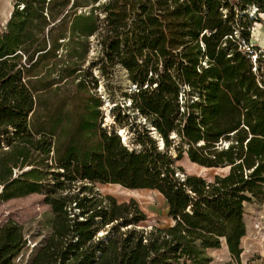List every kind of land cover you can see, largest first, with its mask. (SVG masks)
<instances>
[{
  "label": "trees",
  "instance_id": "1",
  "mask_svg": "<svg viewBox=\"0 0 264 264\" xmlns=\"http://www.w3.org/2000/svg\"><path fill=\"white\" fill-rule=\"evenodd\" d=\"M13 1L0 31V202L37 194L52 214L24 264H214L207 251L222 244L224 264H242L244 203L264 202V61L253 72L249 45L264 0ZM116 66L136 86L129 111L145 119L111 111L131 148L101 127L91 73L108 80ZM183 154L227 172L186 174ZM84 183L157 191L171 224L138 228L135 201ZM26 241L15 222L0 225V264Z\"/></svg>",
  "mask_w": 264,
  "mask_h": 264
},
{
  "label": "rangeland",
  "instance_id": "2",
  "mask_svg": "<svg viewBox=\"0 0 264 264\" xmlns=\"http://www.w3.org/2000/svg\"><path fill=\"white\" fill-rule=\"evenodd\" d=\"M13 0H0V31L5 27V24L10 16L13 9ZM261 19V23H257L255 26V38L257 43L264 46V15L257 16ZM92 49H91V60H95L94 57L97 56V41L93 38ZM88 64H86L87 67ZM93 77L99 79L98 87L96 89V95L101 99L102 107L100 108L103 115L102 128L110 132L111 130H118V126L115 125L117 117L116 114L111 113L109 116L105 117V110L108 106H118L120 107V116L127 115L126 109H122L124 106L123 100L130 98L132 93L129 92L127 88V78H125L124 69L120 66H116L113 69L111 77L107 80L106 78L100 77L98 74V69L93 67L91 69ZM128 75V74H127ZM74 85L68 83L63 86L59 96L68 97L73 90ZM128 122L135 123L139 122L142 124L141 120L135 115L130 114L128 117ZM123 129V128H122ZM121 129V130H122ZM120 133H124L126 140V145L128 147H134L132 134L129 127H125ZM127 135V136H126ZM176 141V140H174ZM122 142V141H121ZM136 148V147H135ZM138 148V146H137ZM172 157H175L173 149L170 150ZM175 167H181L183 172L190 175H199L206 180H211L216 174L222 175L227 172L223 169H203L198 165H193L187 156L183 154L180 160L175 162ZM178 174L181 171L176 170ZM91 189V193L96 194L95 196H111L118 203H127L133 200L137 203L139 209L145 214L146 221H144L138 228L149 229L152 226L164 227L171 224L170 219L166 216V206L164 198L154 190L147 189H126L117 184H94L93 186L89 183H84ZM98 194V195H97ZM52 219V214L49 206L43 203V196L33 194L27 197L10 200L7 202H0V225L4 224L6 221H13L19 225L27 239V248L22 251V257L17 264H23L28 260L29 249L31 246L36 245L38 242L42 241L49 234V221ZM246 233L241 240V263L242 264H264V202L258 203L252 201L249 203H244V217H243ZM104 232L101 231L100 234ZM208 255L213 258L214 264H224L230 260L227 253L226 247L222 244L220 249L208 251Z\"/></svg>",
  "mask_w": 264,
  "mask_h": 264
},
{
  "label": "built area",
  "instance_id": "3",
  "mask_svg": "<svg viewBox=\"0 0 264 264\" xmlns=\"http://www.w3.org/2000/svg\"><path fill=\"white\" fill-rule=\"evenodd\" d=\"M257 25V23H254V25L251 27V29H250V46H256V47H258V51L256 52V53H254L253 55H251V61H252V63H253V68H252V70H253V72H255L256 71V60H257V57H258V55L262 58V60L264 61V46H261V45H259L258 43H257V39L255 38V30H256V28H255V26ZM247 48V47H246ZM248 49V48H247ZM124 74H125V78H127V88L129 89V92L130 93H133V92H135V91H137L136 90V86L135 85H133V84H131L130 83V81H129V79H128V75H127V72L124 70ZM183 89H185V90H187V87L186 86H184L183 87ZM182 94H180V96H179V100H180V104H182ZM193 100L194 101H196L197 99L196 98H193ZM123 104H124V106H121V108L122 109H126L127 110V112H128V114L130 115V114H132V115H135L137 118H138V120H141L142 121V123H145V119L142 117V116H140L137 112H130L129 111V109L131 108V101H130V99H127V100H123ZM117 107L118 106H116V105H114V106H108V109L107 110H105L106 112H105V117L108 115H110L111 114V111H112V109H117ZM118 108H120V107H118ZM180 111L182 112L183 111V108H180ZM122 128H119L118 130H117V134L120 136V138H121V141H122V143L125 145V146H127L126 145V142H125V140H127V138L126 139H123L122 138V136H121V134H120V132L121 131H125L124 130V128L121 130ZM126 132V131H125ZM150 132H151V135L153 136V137H155V135H156V132H155V130L153 129V128H151L150 127ZM127 136V135H126ZM155 138H157V137H155ZM162 143V142H161ZM158 148L159 149H162L163 148V145H162V147L161 146H159V142H158ZM33 247H34V245L33 246H31V249H29V252H31V250L33 249ZM27 248V241H26V247H25V249ZM24 249V250H25ZM23 250V251H24ZM22 252L15 258V260H14V264H17L19 261H20V259H21V257H22ZM30 254V253H29ZM24 264V263H23Z\"/></svg>",
  "mask_w": 264,
  "mask_h": 264
},
{
  "label": "bare ground",
  "instance_id": "4",
  "mask_svg": "<svg viewBox=\"0 0 264 264\" xmlns=\"http://www.w3.org/2000/svg\"><path fill=\"white\" fill-rule=\"evenodd\" d=\"M120 134H121V136H122V138H123V139H126V138H125V135H124V133H123V132H122V133H120ZM157 140H158V142H159V141H161V140H159V139H157ZM125 142H126V140H125ZM161 145H162V143H161L159 146H161Z\"/></svg>",
  "mask_w": 264,
  "mask_h": 264
},
{
  "label": "crops",
  "instance_id": "5",
  "mask_svg": "<svg viewBox=\"0 0 264 264\" xmlns=\"http://www.w3.org/2000/svg\"><path fill=\"white\" fill-rule=\"evenodd\" d=\"M262 39H264V37H262ZM199 176V175H198ZM208 251H210V250H208ZM208 251H207V253H208Z\"/></svg>",
  "mask_w": 264,
  "mask_h": 264
},
{
  "label": "water",
  "instance_id": "6",
  "mask_svg": "<svg viewBox=\"0 0 264 264\" xmlns=\"http://www.w3.org/2000/svg\"><path fill=\"white\" fill-rule=\"evenodd\" d=\"M11 14V13H10ZM10 17V16H9Z\"/></svg>",
  "mask_w": 264,
  "mask_h": 264
}]
</instances>
